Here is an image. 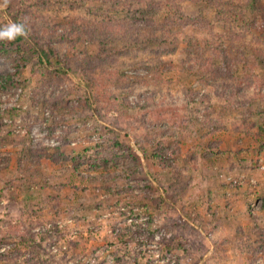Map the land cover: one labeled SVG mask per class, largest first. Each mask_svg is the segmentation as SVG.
<instances>
[{"label":"rangeland","instance_id":"rangeland-1","mask_svg":"<svg viewBox=\"0 0 264 264\" xmlns=\"http://www.w3.org/2000/svg\"><path fill=\"white\" fill-rule=\"evenodd\" d=\"M7 1L0 2V25L14 22ZM47 1V16L60 32L75 19L94 25L103 6L101 0L79 8L66 4L71 0ZM162 4L159 20L173 21L165 42L158 30L157 43L116 44V54L100 70H90L91 79L75 65L60 79L53 66L34 73L31 42L0 41V76L22 84L1 95L0 264H251L250 247H260L264 237V151L258 149L264 140V0ZM92 43L78 49H95ZM193 44L200 58L220 68L208 85L187 70ZM74 45L53 43L61 58H73ZM122 76L128 83L106 85V79ZM42 80L51 87L38 94ZM236 88L245 102L230 106ZM85 92L102 98L99 113L96 104L73 110ZM212 120L225 131L215 133ZM108 128L120 134L124 154L97 166L90 159L80 171L120 176L109 184L112 194L84 183L69 163L22 159L44 149L95 156L111 150L94 149L110 138ZM152 140L182 160L179 175L158 169L159 181L152 180L138 147L151 153ZM206 148L213 149L212 157L196 165V154ZM136 167L127 179L126 170ZM256 264H264V252Z\"/></svg>","mask_w":264,"mask_h":264},{"label":"trees","instance_id":"trees-1","mask_svg":"<svg viewBox=\"0 0 264 264\" xmlns=\"http://www.w3.org/2000/svg\"><path fill=\"white\" fill-rule=\"evenodd\" d=\"M72 2H66L67 5H70L74 8H79V6H85L88 0H71ZM103 1V6H100L101 14L98 19L95 20L94 25H86V23H79L78 20L75 19L73 22H69L66 27L62 26L63 30L60 32V28L57 25L51 24L49 16H47L46 12V4L47 0H40L36 5L35 4H27L25 0H8L6 3L8 4V8L6 13L12 18L14 22H22L26 23L28 34L26 37H21L15 40V42L21 43L24 39L31 42L33 44V59L36 60V68L34 73H41L42 69L54 67L56 69L55 74L57 79H60L61 76H65L67 71L70 70V67L75 65L77 68H82L84 71L86 69L89 74V78L91 79L92 72L90 70L95 69L100 70L102 68V64L106 59L108 60L109 55L114 53V47L116 44L125 43L129 46H136L141 44L146 45L147 43L153 44L157 43L154 39L155 33L160 30L162 32V37L160 39L161 43L165 42L166 33L170 35L171 28L173 27V21L169 20L168 17H164L163 21L159 20V17L163 14L162 8L164 4H162V0H101ZM1 2V0H0ZM104 7V8H102ZM107 9H106V8ZM170 7V6H169ZM173 12L176 14L178 10L175 4L172 5ZM103 13H108L110 16L103 15ZM171 13V12H170ZM163 16V15H162ZM115 17V18H112ZM116 18H120L121 21H117ZM119 29V30H118ZM117 35V36H116ZM153 37V38H152ZM159 39V40H160ZM93 40V41H90ZM55 41L67 42L69 44H75L73 58H61L60 53L53 47V43ZM121 41V42H119ZM93 42V43H92ZM82 43L85 46L87 43H92L95 45V49L90 47H85L84 50L78 49V44ZM77 45V48H75ZM189 56L190 61L187 64V70L189 75L197 76L202 81L204 85H208L210 79H216L215 75L218 73L217 68L212 61H206L202 57L200 58V53L196 44L189 45ZM116 54V53H114ZM31 60V59H25ZM262 66L264 65V59L260 60ZM264 67V66H263ZM222 74V73H221ZM122 80H118L114 77L113 81L109 78L106 79V85L115 84L117 81H121L120 83L125 84L128 83V79L126 76H122ZM161 78V76H159ZM22 85L18 82L17 77L15 76H0V104H1V95L9 88L13 86ZM44 85V86H42ZM58 85V84H57ZM51 87V84L47 80H42V84L37 91L38 94H41L40 90L44 91L45 88ZM241 89L236 88L232 95H230L231 101L230 106L237 104V101L242 100L244 103V95L240 94ZM204 99L203 101H207ZM100 102H102V98L96 96L95 94H90L89 92H85V94L75 100L73 102V110L78 106H83L84 109H91L94 104H96V112L99 113ZM75 105V106H74ZM128 105V104H127ZM129 107V105H128ZM127 107V108H128ZM114 108V106H110V109ZM55 109L54 106H51V111ZM131 107H129V110ZM155 114V113H154ZM64 119H62L63 123ZM212 125L214 126V131L221 132L225 131V127L221 124L212 120ZM220 124V125H219ZM222 127V128H219ZM260 134L264 132V124L259 126ZM253 127H251L252 129ZM26 130L31 132V126L26 127ZM109 134H111L110 138H102L104 141L94 149L98 151L103 149L104 147H110L111 150H106L101 153H96L95 156H87L86 152L82 154L75 155L71 153L70 155L62 153L58 150L56 153H51L50 151L44 149L42 151L34 152L30 150L29 155H22V159L25 161L38 162L41 159L50 160L52 163L56 165H60L63 162L69 163L76 173L79 174V177L84 181V183L94 186L98 185V189L100 191L106 193H114V189L110 187V183H114L117 179L120 178L118 175H93V174H81L80 166L83 162H89L91 159L95 166L99 163H107L108 161L115 163L117 162L125 151L126 146L123 144L121 140V136L116 130H112L108 128ZM214 135V132H213ZM263 135V134H262ZM101 139V141H102ZM220 143V142H219ZM153 147L152 152H147L144 148L138 144L140 151L144 154L145 159L148 162V172L152 180L155 182L159 181L157 178V171L165 170L173 175L180 174L181 161L180 159L174 156L175 151L167 150L162 144L157 141L151 142ZM207 149V151H206ZM205 150L198 152L196 154V159L193 162H198L202 159H209L212 156L210 153L212 148H206ZM259 151L262 153L264 151V140L261 141L259 146ZM177 150V149H175ZM178 151V150H177ZM238 153V151H236ZM209 153V154H208ZM24 154V153H23ZM172 155V156H171ZM22 160V161H23ZM138 167L134 168L133 171L125 172V177L127 179H131L134 174H136ZM134 178V177H133ZM133 199V198H132ZM136 199V198H135ZM131 200L128 198L126 201ZM162 202V200H161ZM160 204V203H159ZM157 204V205H159ZM128 205V204H126ZM136 204L134 203L135 206ZM156 205V206H157ZM250 205V204H248ZM251 206V205H250ZM249 206V208H250ZM146 213L152 218L153 212L149 209L145 210ZM252 217V213H248ZM253 220H256L254 216ZM197 224L200 225L202 222L201 218L195 219ZM124 237V236H122ZM254 244V242H253ZM182 244H179V246ZM174 245L170 244L169 248L173 249ZM260 252H264V237L261 241L260 247L251 246L250 252H248V260L251 264H256ZM117 261L120 263L121 259L116 256ZM34 261V260H33Z\"/></svg>","mask_w":264,"mask_h":264},{"label":"clouds","instance_id":"clouds-1","mask_svg":"<svg viewBox=\"0 0 264 264\" xmlns=\"http://www.w3.org/2000/svg\"><path fill=\"white\" fill-rule=\"evenodd\" d=\"M28 34L26 23L10 22L5 25H0V41L13 42L21 37H26Z\"/></svg>","mask_w":264,"mask_h":264},{"label":"built area","instance_id":"built-area-1","mask_svg":"<svg viewBox=\"0 0 264 264\" xmlns=\"http://www.w3.org/2000/svg\"><path fill=\"white\" fill-rule=\"evenodd\" d=\"M96 138H97V137H96ZM51 144L54 145V146H56V144H57V143H56V139L51 140Z\"/></svg>","mask_w":264,"mask_h":264}]
</instances>
